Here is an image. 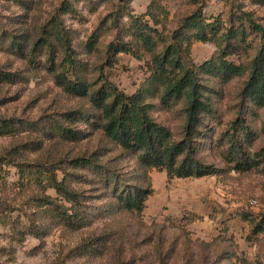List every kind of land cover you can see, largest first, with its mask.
<instances>
[{
    "label": "rangeland",
    "instance_id": "374dc122",
    "mask_svg": "<svg viewBox=\"0 0 264 264\" xmlns=\"http://www.w3.org/2000/svg\"><path fill=\"white\" fill-rule=\"evenodd\" d=\"M152 1L0 0V118L19 124L15 136H0V214L11 217L0 216V264H264V108L243 94L249 73L223 82L200 69L229 53L226 36L239 30L232 41L238 53L227 59L250 66L262 35L247 18L264 27V0H155L150 8ZM198 10L211 24L212 41L193 43L183 57L198 69L212 104L196 132V158L217 173L171 179L165 171L143 170L134 154L105 137L90 95L65 91L57 77L84 82L90 94L107 83L129 96L151 87L152 116L181 140L183 103L167 107L158 86L148 85L150 56L138 48L137 56L120 53L112 60L107 52L131 16L152 11L163 18L169 41ZM13 40L23 47H13ZM15 148L27 176L34 175L25 199L10 163ZM77 158L94 166L75 167ZM54 177L82 195V221L75 225L28 199L41 196ZM151 181L155 192L144 210L128 211L119 196ZM47 194L63 206V216L73 211L55 190Z\"/></svg>",
    "mask_w": 264,
    "mask_h": 264
},
{
    "label": "trees",
    "instance_id": "16d2710c",
    "mask_svg": "<svg viewBox=\"0 0 264 264\" xmlns=\"http://www.w3.org/2000/svg\"><path fill=\"white\" fill-rule=\"evenodd\" d=\"M155 3L153 0L150 8L154 7ZM247 20L252 29L262 35L261 47L250 66L227 59L230 55L238 53V45L232 41L241 37L243 31L239 30L233 36H226L227 47L230 52L224 51L222 56L206 62L200 69L220 78L223 82L249 73L243 94L249 98V104L253 103L258 108H264V27L250 18ZM162 21L163 18L154 15L152 11L139 17L131 16L129 24L124 27L125 32L120 30L122 37L117 36L116 38L119 42H112L107 53L113 60L120 53L137 56L136 49L142 48L150 56L151 76L148 85L158 86L157 91L162 94L161 100L167 107L171 108L174 105L172 102L183 103L186 123L181 140H177L169 128L157 122L152 116L153 105L147 102L148 97L151 96L149 95L151 87L146 92H137L129 96L119 91L114 85L107 83L106 88L90 94L89 86L82 81L75 83L60 74L57 77V82L65 91L75 96L89 97L90 95L91 101L101 113L99 118L102 122L100 130L103 131V135L110 138L125 151L134 154L143 170L147 172L154 169L166 171L171 179L214 175L217 170L197 159L194 148L196 132L202 123V118L212 111L210 96H207V93L205 95L196 71L198 69L188 65L183 57L185 48L189 51L193 43L212 41L211 33L206 31L207 26L211 24H206L202 12L198 10L183 21L181 28L176 30L168 41L164 35L166 26ZM116 27H119L118 23ZM186 30H194L196 33L188 36ZM55 33L60 45L69 55L71 47L59 25L56 26ZM126 37L130 40H126ZM12 46L18 49L23 47L14 40ZM239 50H242V46L239 47ZM18 126L19 124L15 121L0 118V136H15L19 129ZM60 130L66 133L61 126ZM74 138L76 139V137ZM11 155L13 158H11L10 163L17 168L19 176L16 187L19 194H24L25 199V186L28 182L32 183L33 179L30 178H33L34 175L29 174V178L25 163L17 160V156L21 157L18 154V149L15 148ZM73 164L75 167L82 168L94 166L91 159L86 158H77ZM148 179L150 180L149 175ZM49 189L55 190L64 202L72 204L73 211L68 208V213L63 216V213L58 211L63 206H60L59 201L47 194ZM43 192L41 196L29 197L28 199L40 203V208L45 212L52 215L55 213L58 221L60 218L64 225L65 223L75 225L74 223L82 221L81 206L83 199L77 190L71 186H66L54 177L46 184ZM153 193L151 181L145 188L136 187L125 194H119V200L128 211L141 213ZM1 200L2 197H0V202ZM69 212H72L70 216H68ZM0 216L3 221L11 222L10 216L4 213ZM22 218H25V215L21 216L20 220ZM23 224L25 225V222Z\"/></svg>",
    "mask_w": 264,
    "mask_h": 264
},
{
    "label": "built area",
    "instance_id": "2783aa9c",
    "mask_svg": "<svg viewBox=\"0 0 264 264\" xmlns=\"http://www.w3.org/2000/svg\"><path fill=\"white\" fill-rule=\"evenodd\" d=\"M250 205H251V206H256V205H258V201H257V200H251V201H250Z\"/></svg>",
    "mask_w": 264,
    "mask_h": 264
},
{
    "label": "crops",
    "instance_id": "0c3cea01",
    "mask_svg": "<svg viewBox=\"0 0 264 264\" xmlns=\"http://www.w3.org/2000/svg\"><path fill=\"white\" fill-rule=\"evenodd\" d=\"M162 172H163V171H162ZM165 172H166V171H165ZM166 174H167V172H166ZM167 175H168V174H167ZM152 177H153V176H152ZM153 189H154V186H153ZM154 192H155V190H154ZM153 194H154V193H153ZM149 199H150V198H149ZM148 201H149V200H148ZM148 201H147V202H148Z\"/></svg>",
    "mask_w": 264,
    "mask_h": 264
}]
</instances>
